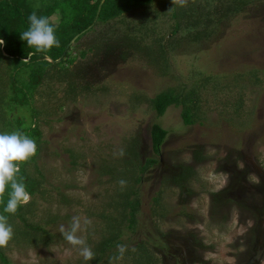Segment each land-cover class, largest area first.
<instances>
[{
    "label": "rangeland",
    "instance_id": "374dc122",
    "mask_svg": "<svg viewBox=\"0 0 264 264\" xmlns=\"http://www.w3.org/2000/svg\"><path fill=\"white\" fill-rule=\"evenodd\" d=\"M52 1L28 0L35 9ZM173 22L157 3L119 17L106 31L121 34L124 56L114 44L111 53L85 61L78 77L91 85L90 93L71 99L62 85L43 87L36 101L39 109L44 98L38 119L43 144L29 168L35 177V167L40 172L42 194L30 221L47 238L10 243L4 249L9 264H90L59 229H70L72 218L80 217L77 235L94 250L106 231L101 216L112 214L107 208L118 189L107 169L120 161L121 150L136 154L140 164L158 160L136 186L138 227L127 233L128 247L149 242L161 264H264V0L231 16L207 41L182 39L183 24L172 36ZM142 35L144 42L163 39L169 73L159 74L138 52L126 51L125 38ZM252 70L260 83L245 76ZM197 71L226 76L233 88L199 92L202 125L185 127L180 107L158 118L150 101L194 84ZM18 113L29 122L27 109ZM154 124L168 132L160 156L151 149ZM184 172L192 173L187 190L171 183Z\"/></svg>",
    "mask_w": 264,
    "mask_h": 264
},
{
    "label": "trees",
    "instance_id": "16d2710c",
    "mask_svg": "<svg viewBox=\"0 0 264 264\" xmlns=\"http://www.w3.org/2000/svg\"><path fill=\"white\" fill-rule=\"evenodd\" d=\"M258 1L260 0H189L187 6L179 7L175 3L172 4V0H104L97 15L101 0H53L40 9H35L28 0H0V39L5 41V44L0 46V133L21 132L34 139L37 144L36 155L20 165L17 176L18 179L23 180L26 190L32 197L30 203L18 207L15 214L5 213L4 207L11 192L9 185L4 203L0 204V214L7 216L14 231L13 239L9 244H33V242H42V237L47 238L44 237L45 231L38 224L30 221L34 215L35 199L42 194L40 189L42 176L36 167L34 173L37 177L29 171V168L36 164L43 144L38 119L41 114H45L43 108L41 109L44 98L41 95L39 109L36 101L38 95L44 93L43 87L47 83L62 85L61 93L72 97L71 99L90 93L91 85L79 82L80 69L90 57L111 53L114 44L121 52L119 48L124 46L123 40H119L121 34L112 35L106 30L111 21L125 14L147 9L157 3L174 21L170 27L171 35L174 36L179 32L183 24L186 28L184 27L185 36L182 39L195 43L214 37L219 26L231 16L242 13ZM33 12L38 17L49 18L54 24L59 47L36 53L34 48L28 47L26 42L20 39V34L29 27L28 17ZM75 37L77 38L71 43ZM142 37L141 39L132 36L125 38L126 51L130 50L135 54L138 52L159 74L169 73L168 51L162 43L163 39L156 38L144 42V35ZM84 39H87L86 44L83 43ZM29 53L35 55L28 63H21ZM45 56L51 57V62L46 60ZM119 56L122 58L124 53H119ZM260 74L264 76V71ZM258 75L257 71L252 70L246 72L245 76L249 81L258 84L260 83ZM224 78L226 76L197 71L194 84H184L181 89H169L158 94L150 101L151 107L158 118L162 117L168 108L180 107V117L185 127L202 125L199 92L209 87L216 91L233 88V83ZM221 81L225 84H221ZM233 81H236V78ZM49 91L51 94L52 91ZM235 104L242 106L241 100ZM19 108L28 110L30 114L28 123L22 119V116L19 117ZM240 129L238 127V130ZM167 135L168 132L158 124L151 127V149L154 156H160ZM157 163L156 159H147L140 164L136 154L126 151L113 169H107L118 181V189L111 197L113 198L111 206L107 208L113 210L112 214L103 213L101 216L106 223V231L93 250L95 258L88 261L90 264L162 263L154 256V248L149 242L137 243L132 248L126 245L129 241L127 233L133 235L138 227L140 200L136 186L143 181V175ZM191 176L192 173L184 172L180 178L171 180V183H176L182 190H187ZM120 180H125L126 185L121 187ZM156 202L157 200L155 204ZM122 237H125L126 241H122ZM120 245L128 247L122 258L118 250ZM5 248H0V263L9 264L4 256Z\"/></svg>",
    "mask_w": 264,
    "mask_h": 264
},
{
    "label": "clouds",
    "instance_id": "9594fccd",
    "mask_svg": "<svg viewBox=\"0 0 264 264\" xmlns=\"http://www.w3.org/2000/svg\"><path fill=\"white\" fill-rule=\"evenodd\" d=\"M189 0H172L180 7L187 6ZM171 9H169L170 11ZM29 27L27 30L20 34V39L26 42L27 46L34 48L36 53L47 52L53 47H59V41L55 34L54 24L49 18L40 16L38 17L33 12L28 17ZM5 41L0 39V46H3ZM35 53H29L26 59L21 63H28ZM46 60H51V57L45 56ZM37 153L36 141L21 132L0 133V204L4 203V197L7 188L10 185L11 192L8 196L6 206L4 207L5 213L15 214L18 207L27 205L31 201V195L26 190L25 183L22 179H18L20 172V165L26 163ZM120 156L124 155L123 150L119 153ZM125 180H120L121 187L126 185ZM83 223L85 225L91 222L85 218ZM81 230V218L74 216L70 229H65L63 225L60 226V233L64 239L73 246L79 247V254L85 261H91L95 258V253L86 243V240L77 235ZM14 231L11 224L8 222L7 216L0 214V248L7 247L9 242L13 239ZM121 254L127 250L126 246H118ZM135 251V249H133ZM111 264V262H110Z\"/></svg>",
    "mask_w": 264,
    "mask_h": 264
},
{
    "label": "water",
    "instance_id": "95a60500",
    "mask_svg": "<svg viewBox=\"0 0 264 264\" xmlns=\"http://www.w3.org/2000/svg\"><path fill=\"white\" fill-rule=\"evenodd\" d=\"M104 2V0H101V2H100V5H99V8H98V11H97V15H98V13H99V11H100V8H101V5H102V3ZM96 18H97V16H96ZM96 20V19H95ZM78 37V36H77ZM77 37H75L73 40H72V42L71 43H73V41L77 38ZM49 62H51V60H48ZM57 62V61H56Z\"/></svg>",
    "mask_w": 264,
    "mask_h": 264
}]
</instances>
